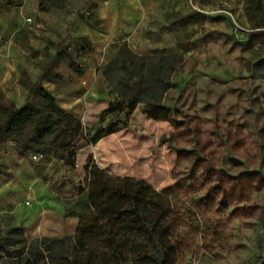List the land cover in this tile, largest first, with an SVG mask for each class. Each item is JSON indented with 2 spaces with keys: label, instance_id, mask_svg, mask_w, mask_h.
<instances>
[{
  "label": "rangeland",
  "instance_id": "1",
  "mask_svg": "<svg viewBox=\"0 0 264 264\" xmlns=\"http://www.w3.org/2000/svg\"><path fill=\"white\" fill-rule=\"evenodd\" d=\"M68 15L91 29V48L72 35ZM61 23L69 32L58 31ZM61 40L97 78L53 60ZM123 44L144 57L178 53L181 62L157 103L113 116L101 68ZM21 80L43 85L79 126L48 113ZM0 102L33 110L28 123L0 129L1 233L16 226L27 240L40 238L45 216L57 228L53 213L42 214L44 198L84 210L87 167L96 165L169 198L174 264L264 261V0H66L61 8L0 0ZM109 120L118 130L104 134ZM77 220L63 215L65 233Z\"/></svg>",
  "mask_w": 264,
  "mask_h": 264
},
{
  "label": "trees",
  "instance_id": "2",
  "mask_svg": "<svg viewBox=\"0 0 264 264\" xmlns=\"http://www.w3.org/2000/svg\"><path fill=\"white\" fill-rule=\"evenodd\" d=\"M45 1L53 8H61L66 3V0ZM81 38L89 48L92 47L87 38ZM53 60H66L74 73L83 74L68 55L67 45L62 40L55 44ZM180 62L181 55L178 53L144 57L134 53L126 44L121 45L101 68L103 77L115 94L106 112L117 116L126 109H134L139 102L157 103L170 87V78ZM19 83L30 96L42 102L48 113L79 126L76 118L60 108L55 97L39 82L21 80ZM0 110L3 113L2 130L24 125L33 117L31 108H17L13 104L0 102ZM106 127L109 131L104 134L118 130L111 120ZM98 139L99 136L94 135L93 142L91 139L89 142L94 143ZM65 146L67 141L61 144V147ZM21 151L26 152V145ZM67 153L69 159L75 155L74 149ZM33 155L44 158L42 153ZM87 169L86 208L75 212L65 208L64 211L65 216L75 215L78 218L74 234L29 241L22 227H11L5 233L0 232V264L175 263L176 251L167 224L171 213L169 198L144 181L113 176L96 165ZM81 191L79 189L78 193Z\"/></svg>",
  "mask_w": 264,
  "mask_h": 264
},
{
  "label": "crops",
  "instance_id": "3",
  "mask_svg": "<svg viewBox=\"0 0 264 264\" xmlns=\"http://www.w3.org/2000/svg\"><path fill=\"white\" fill-rule=\"evenodd\" d=\"M117 2V0H115ZM127 9H129L128 6H126L124 8V14L127 15ZM118 15H119V10H117V7L115 8L114 12H113V21H112V27L110 31H114L116 32L119 28V21H118ZM65 20L66 22H69L73 28H74V33L72 35H74L75 37H85L88 40L92 41L94 43V41L92 40L93 38V34L91 33V29L89 27H87L86 23L83 22L82 20L76 19L75 16H65ZM64 24V25H62ZM60 26V27H59ZM58 26V31H63V34L66 33L67 31L69 32V30L67 29V31H65L66 26H68V24L66 23H61V25L59 24ZM65 31V32H64ZM98 45V44H97ZM98 64V62H97ZM82 71H83V77H86L87 80H89L91 82V80H94L95 77L97 78L98 76H96V73L92 72V70L89 69L88 66L85 67H81ZM95 94H97V91H95ZM40 205L43 208H46L47 211H45L44 209L42 210V214L46 213V214H51L53 213L56 217V221H58V225L57 228L54 229V227H52L53 223H54V219H52L50 216L47 217H43V222L40 223L42 225V227L40 228V230L38 229L37 232V236L38 237H61L65 234L66 228H65V224L63 222V215H64V211H65V207H63L64 205H62L61 203H59L58 201L55 200H51V199H47L44 198L40 201ZM54 217V218H55ZM63 222V223H61ZM48 223V226H46V224ZM61 223V224H60ZM77 223L78 220L76 221V226L74 227V231L76 230L77 227ZM46 232H50V233H46Z\"/></svg>",
  "mask_w": 264,
  "mask_h": 264
},
{
  "label": "built area",
  "instance_id": "4",
  "mask_svg": "<svg viewBox=\"0 0 264 264\" xmlns=\"http://www.w3.org/2000/svg\"><path fill=\"white\" fill-rule=\"evenodd\" d=\"M31 157H32V159L34 161H40L42 159V156L41 155H31ZM27 204H28V202H27Z\"/></svg>",
  "mask_w": 264,
  "mask_h": 264
},
{
  "label": "water",
  "instance_id": "5",
  "mask_svg": "<svg viewBox=\"0 0 264 264\" xmlns=\"http://www.w3.org/2000/svg\"><path fill=\"white\" fill-rule=\"evenodd\" d=\"M260 264H264V261H262Z\"/></svg>",
  "mask_w": 264,
  "mask_h": 264
}]
</instances>
